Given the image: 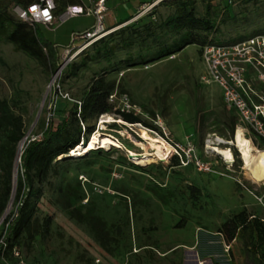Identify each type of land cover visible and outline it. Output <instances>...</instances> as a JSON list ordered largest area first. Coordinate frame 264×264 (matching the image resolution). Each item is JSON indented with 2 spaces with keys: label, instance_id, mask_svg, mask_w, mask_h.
I'll return each instance as SVG.
<instances>
[{
  "label": "rangeland",
  "instance_id": "1",
  "mask_svg": "<svg viewBox=\"0 0 264 264\" xmlns=\"http://www.w3.org/2000/svg\"><path fill=\"white\" fill-rule=\"evenodd\" d=\"M81 1L84 7L89 5V0ZM150 1H108L104 29L110 28L111 32L101 37L106 45L100 39L88 43L89 39L76 37L94 25L91 14H78L50 26L40 24L41 33L59 45L60 70L58 65L51 71L44 57H29L11 41L0 40V98L6 99L12 112L23 119L24 134L18 150L25 147L28 139L41 135L49 116L55 118V123L68 120L72 104L81 100L92 79L99 76L112 84L107 97L111 108L90 120L95 131L100 117L110 116L113 120L104 123L100 131L112 134L122 145L92 148L60 160L57 174L33 184L41 192L37 198H27L34 202L33 217L39 223L49 219L47 229L38 228L30 239L24 232L18 239L13 234L8 238L27 262L258 264V259L264 258V239L257 236L251 223L253 217L264 222V180L249 179L237 147L230 142L236 125L258 149H264V136L248 122L239 120L226 106L222 89L207 81L209 75L198 44H187L161 56L154 51L159 40L139 42L129 48L120 45L121 28L142 27L147 21L158 22L173 14L171 0L142 12ZM211 3L212 10H218L210 12L217 29L208 33L207 39L228 44L250 37L264 39V0L235 3L227 10L228 17L221 4ZM193 7L196 16L205 15L204 3L194 0ZM151 10L153 15H149ZM10 12L17 21L28 25L12 9ZM173 36L167 33L160 40L170 41ZM109 46L114 48L105 54ZM260 71L249 67L243 74L248 85L264 96V79H260L264 74ZM117 110L133 112L140 122L122 120ZM232 116L235 124L231 134L228 125ZM154 134L178 143L184 150H178L180 157L190 151L208 168L198 166L195 160L182 161L176 154L174 163L170 149L168 156H161L168 152L162 149L150 163L140 164L131 158V150L139 156L144 153L138 142ZM214 137L229 142L220 145L232 150L231 163L208 148ZM17 166L18 162L14 171ZM2 178L0 171L1 193ZM76 193L79 198H75ZM12 202L13 199L0 215V234L16 215ZM67 205L81 206L80 212L97 215L105 222L104 230L110 238L107 249L99 244L88 222L69 215ZM240 211L248 224L228 239L221 225ZM97 258L99 262L95 263Z\"/></svg>",
  "mask_w": 264,
  "mask_h": 264
},
{
  "label": "trees",
  "instance_id": "2",
  "mask_svg": "<svg viewBox=\"0 0 264 264\" xmlns=\"http://www.w3.org/2000/svg\"><path fill=\"white\" fill-rule=\"evenodd\" d=\"M34 1L38 0H0V40L11 41L15 47L21 49L29 57H44L47 67L51 71H55L60 62L59 45L48 40L41 33L39 23L30 24L16 16L19 20L28 24L26 25L23 22L17 21L10 12V9L14 5L26 7L27 4ZM54 1L56 5L55 14H58L59 10L64 9L68 4L81 3V0ZM57 1H60L59 10H57ZM163 1H159L156 5ZM199 1L204 3V16L199 17L194 13V0H171L174 7L173 14L166 16L158 22L147 21L142 27L138 26L131 29L126 26L121 28L118 31L121 34V38L119 39L120 45L124 48H129L139 42L145 43L150 40H159L160 42L156 44L154 51L158 56H161L179 50L187 44L196 43L200 47L205 43L212 42L211 39H207V34L217 29V22L210 16V12L216 13L218 10L216 8L212 10L213 4L210 0ZM245 1L248 0H240L239 2ZM214 7H217V5H214ZM230 7H223L225 8L223 11L225 17H228L227 10ZM149 15H153L152 10L149 12ZM128 29H131L129 33L126 36H122ZM167 33L174 34L172 39L170 41L160 40ZM99 39V42L107 44L104 39ZM113 48L114 46L105 47L103 52L105 54L110 53ZM79 54L83 56L82 51ZM111 88L112 84L106 82L103 76L94 77L88 88L84 91L81 100L72 104L68 120H61L55 123V118L49 116L41 135L26 141L25 147L21 150L19 166H17L15 177L12 204H15L16 215L6 222L3 232L0 234V238L2 237L7 242L5 256L11 261H14L10 252L11 248H17L15 244H11L8 241L11 234H13L14 239H18L20 234L24 232L25 236L30 239L34 233H37L38 228H44L45 231L49 224L48 218L39 223V220L33 217L35 210L34 202L29 198L33 196L37 198L41 192L40 188H34L33 184L35 182L41 184L48 180L49 175L57 174L56 165L60 160L75 157L70 156L69 152L78 143L81 144L80 142H82L85 144L88 136L94 131V122L90 119L110 111L111 105L107 102V97ZM116 113L126 122H140L139 117L133 112L117 110ZM234 124L235 116H232L228 125V130L231 134ZM144 125L148 126L149 124L145 123ZM23 134V119L21 115L12 112L7 100L0 98V171L3 174L2 193L0 192V215L4 211L10 197L17 144L22 139ZM167 153L161 156L164 157ZM64 155L68 156L65 157ZM60 156L62 157L59 158ZM172 159L176 163V156H172ZM75 190L77 191L78 188ZM75 198H79L77 193L75 194ZM80 207L77 206L75 208L67 205L66 209L69 215L77 221L88 222L99 244L107 249L110 238H108L107 232L104 230L105 222L97 215L80 212ZM251 223L255 227L257 236L264 239V222H260L257 218L253 217ZM247 224L248 220L245 219L244 212L240 211L224 221L221 229L226 232L228 239H232ZM0 263L4 264L1 259ZM28 263L34 264L38 262ZM258 264H264V258L260 257Z\"/></svg>",
  "mask_w": 264,
  "mask_h": 264
},
{
  "label": "built area",
  "instance_id": "3",
  "mask_svg": "<svg viewBox=\"0 0 264 264\" xmlns=\"http://www.w3.org/2000/svg\"><path fill=\"white\" fill-rule=\"evenodd\" d=\"M111 0H89V5L84 7L82 1L77 4H68L64 10L55 14L54 0H38L22 7L14 5L12 11L15 15L28 23H39L45 26L53 25L68 17L78 14H91L94 17V25L76 34V37L83 40L96 41L101 38L100 31L104 29V15L107 10V2ZM161 0H151L147 6L148 10L153 7V3ZM218 2L222 7L232 6L240 0H210ZM145 11V10H143ZM201 60L209 75L207 81L216 83L223 93L226 106L230 108L239 120L248 122L260 135L264 136V96L259 95L249 85L244 78V71L249 67L260 69L264 74V39L250 37L245 41H236L228 44L222 42H209L199 47ZM61 65L57 68L60 70ZM261 74V73H260ZM264 79V76H260ZM172 147L171 156L178 155L184 151L178 143L166 141ZM21 152V150H19ZM181 160L186 162L194 161L198 166L208 168L202 162H198L189 151ZM260 199V198H259ZM7 242L0 238V259L4 264H29L16 247L11 248V261L5 256ZM95 263L99 259L94 260ZM34 264H42L40 262Z\"/></svg>",
  "mask_w": 264,
  "mask_h": 264
},
{
  "label": "bare ground",
  "instance_id": "4",
  "mask_svg": "<svg viewBox=\"0 0 264 264\" xmlns=\"http://www.w3.org/2000/svg\"><path fill=\"white\" fill-rule=\"evenodd\" d=\"M157 4V1L153 3V6ZM148 7L145 9V11ZM144 12V11H142ZM111 29H103L100 31L101 37L109 34ZM93 41H89L88 43H92ZM87 43V44H88ZM86 44V45H87ZM85 45V46H86ZM89 45V44H88ZM75 55V54H74ZM113 119L104 114L100 117L99 124L97 130L93 131L89 136L88 140L84 145L77 144L70 152L69 155H81L88 152L92 148H111V147H121V143L119 140L110 133L101 132L100 129L104 127V123L112 121ZM243 129L236 125L235 131L233 133V137L231 138V144H234L239 151L240 158L242 160L243 168L249 175V179L253 182H258L264 180V149H258L254 147L251 141L244 136ZM211 145H208L212 151L217 154H220L223 160L226 163H231L234 160V154L232 150L228 146H221L220 144H228L229 142L220 137H214L209 141ZM22 141L18 143L17 150L20 148ZM138 144L144 150V153L139 156L134 151H130V157L137 160L138 163H150L151 161H155L162 151V149L173 152L172 147L169 143H167L163 138L159 135H152L149 137H143L142 142H138ZM168 153L166 156H168ZM165 156V157H166ZM17 165V163H16ZM196 264H202V262L196 261Z\"/></svg>",
  "mask_w": 264,
  "mask_h": 264
},
{
  "label": "water",
  "instance_id": "5",
  "mask_svg": "<svg viewBox=\"0 0 264 264\" xmlns=\"http://www.w3.org/2000/svg\"><path fill=\"white\" fill-rule=\"evenodd\" d=\"M81 145H84V143H81ZM20 154L21 152L19 150H17L16 152V156H15V160H14V164H13V176H12V188H11V193H10V197L9 200L7 202L6 207L4 208V211L2 212L1 217L4 215V212L7 208V206L11 203L12 199H13V194H14V189H15V177H16V169L14 171V166H16V163H19L20 160ZM65 157H67L68 155H64ZM70 156H75V155H70Z\"/></svg>",
  "mask_w": 264,
  "mask_h": 264
},
{
  "label": "crops",
  "instance_id": "6",
  "mask_svg": "<svg viewBox=\"0 0 264 264\" xmlns=\"http://www.w3.org/2000/svg\"><path fill=\"white\" fill-rule=\"evenodd\" d=\"M111 1H116V0H111ZM121 1H125V0H121ZM108 13V12H107ZM108 15V14H107ZM107 15H105L106 16V18H107ZM105 18V17H104ZM104 23H105V20H104ZM88 29V28H87Z\"/></svg>",
  "mask_w": 264,
  "mask_h": 264
}]
</instances>
